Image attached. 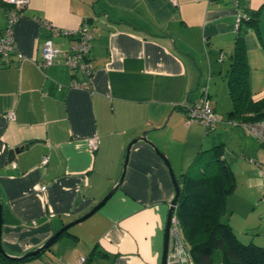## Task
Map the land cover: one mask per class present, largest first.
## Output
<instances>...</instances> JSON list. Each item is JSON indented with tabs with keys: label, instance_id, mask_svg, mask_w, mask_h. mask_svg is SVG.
I'll list each match as a JSON object with an SVG mask.
<instances>
[{
	"label": "crops",
	"instance_id": "1",
	"mask_svg": "<svg viewBox=\"0 0 264 264\" xmlns=\"http://www.w3.org/2000/svg\"><path fill=\"white\" fill-rule=\"evenodd\" d=\"M259 9L257 26L245 35L248 85L256 98L264 96V0L237 6L232 0H29L13 26L16 52L0 60V243L6 254L34 251L90 211L117 183L128 143L143 136L167 157L176 177L198 152L221 145L235 178L224 222L239 241L264 247V145L259 141L251 151L250 133L226 116L209 131L184 123L205 79L217 114L207 74L213 76L214 61H228L239 13ZM42 21L63 30L89 25V79L62 62L36 65L49 37ZM5 26L0 2V34ZM51 40L61 51L73 44L70 37ZM24 144L8 161V151ZM173 197L163 160L140 141L103 207L48 250L13 264H78L94 247L93 261L82 264H161Z\"/></svg>",
	"mask_w": 264,
	"mask_h": 264
},
{
	"label": "trees",
	"instance_id": "2",
	"mask_svg": "<svg viewBox=\"0 0 264 264\" xmlns=\"http://www.w3.org/2000/svg\"><path fill=\"white\" fill-rule=\"evenodd\" d=\"M260 11L242 12L246 18L236 29L228 54L227 87L232 106L226 122L230 125L259 123L264 126V96L256 98L249 89L245 49V34L257 26ZM258 140L264 145V137ZM177 181L180 194L176 216L194 264H264V247L242 243L230 225L222 221L225 199L234 190L235 178L223 158L221 145L198 152ZM94 249L87 258L84 257L85 262L93 261ZM33 257L13 260L0 254V264H13Z\"/></svg>",
	"mask_w": 264,
	"mask_h": 264
},
{
	"label": "built area",
	"instance_id": "3",
	"mask_svg": "<svg viewBox=\"0 0 264 264\" xmlns=\"http://www.w3.org/2000/svg\"><path fill=\"white\" fill-rule=\"evenodd\" d=\"M232 1L236 6L238 5L239 0ZM0 2L6 9V26L0 34V60H5L16 52L13 38V26L24 16V10L27 8L29 0H0ZM245 18V14L240 12L234 25L235 29L239 28L242 19ZM42 26L49 32V37H47L41 45V59L36 65L39 68H44L62 62L70 71L80 72L89 79L93 72V65L90 56L93 37L89 25L84 22L75 30H63L54 27L47 21H42ZM53 37H70L73 40V44L67 51H61L53 47L51 40ZM18 58L22 59L23 57L18 54ZM72 85L74 87L87 88V85L78 84L76 82ZM202 88L200 98L188 109L184 123L186 126L199 123L205 128L213 129L219 120L216 117L214 110L209 105L206 85ZM8 116L11 118L12 113H9ZM240 126L254 135L257 139H262V137H264V126L259 123H241ZM88 146L92 151L95 150L96 141L94 139L88 140ZM46 161L47 158L43 157L42 164H45ZM84 262V257H80L77 261L78 264ZM48 264L64 263L60 260H52ZM166 264H194L189 246L184 239L180 223L176 216V208L170 219L169 247Z\"/></svg>",
	"mask_w": 264,
	"mask_h": 264
},
{
	"label": "water",
	"instance_id": "4",
	"mask_svg": "<svg viewBox=\"0 0 264 264\" xmlns=\"http://www.w3.org/2000/svg\"><path fill=\"white\" fill-rule=\"evenodd\" d=\"M140 141L149 145L153 149L154 153L156 155H158L163 160V162H164V164L168 170V173H169V176L171 178V182H172V185L174 188V197L169 203V208H168V213H167V218H166V224H165V229H164V239H163V250H162V257H161V264H166V257H167V253H168V247H169L170 219L173 215L174 209L176 208V205L178 202V198H179V194H180V186L178 184L177 177L175 176L173 169H172L170 162L167 159V157L156 147V145L154 143L149 141L145 136L133 139L128 143V145L126 146V149H125V155H124V159H123V163H122L121 173H120V176H119L117 183L105 194V196L94 207H92V209H90V211H88L87 213H85L81 217L71 221L70 223L64 225L62 228H60L58 231H56L41 247L35 249L34 251H31V252L24 254L20 258H12V259L13 260H21V259H25L28 257L35 256L39 253H42L45 249L49 248L51 246V244L56 239H58L63 233L67 232L73 226L84 222L85 220L90 218L93 214H95L101 207H103L106 204V202L114 195V193L117 191L118 187L122 183L130 150L136 143H138ZM28 146H29V144H24L20 147L10 149L8 151V161H13L15 154H17L18 152H20L24 148H27ZM1 209L2 208H1V204H0V233H1V222H2ZM0 254L8 257L6 252L3 250L1 243H0Z\"/></svg>",
	"mask_w": 264,
	"mask_h": 264
},
{
	"label": "rangeland",
	"instance_id": "5",
	"mask_svg": "<svg viewBox=\"0 0 264 264\" xmlns=\"http://www.w3.org/2000/svg\"><path fill=\"white\" fill-rule=\"evenodd\" d=\"M261 31H262L261 32L262 36H264V24H261ZM246 39H247V41H250V38L248 36ZM220 62L221 61H219V62L214 61V68L212 71L213 76H210L209 74H207V77H209V79H210L209 94L211 97V101H213V103H212L213 106L215 105V107H216V112H217L216 117L218 119L220 116L225 117L227 110H230V108H231V103H230L231 101L229 100V97H228V87H227V78L228 77H227V71L226 70L228 69V61L226 60L223 65L220 64ZM204 83L206 85V79L204 80ZM249 137H250V139L248 140V142L250 141L249 142L250 146L253 148V149H251V151H255V150L259 149L260 148L259 140L254 135H252L251 133L249 134ZM232 143L235 144L234 141H232ZM229 148H231V147L229 146ZM225 154L228 155V150L225 151ZM252 154H253V152L248 153L246 155V157L247 158H253ZM222 221L224 222L223 217H222ZM75 227H77V225L72 227L69 230H73V228H75ZM244 244H247V243H244Z\"/></svg>",
	"mask_w": 264,
	"mask_h": 264
}]
</instances>
